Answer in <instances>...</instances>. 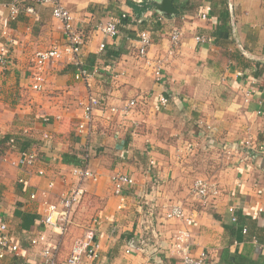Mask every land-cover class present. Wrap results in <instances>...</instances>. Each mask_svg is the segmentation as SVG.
I'll list each match as a JSON object with an SVG mask.
<instances>
[{
  "label": "crops",
  "instance_id": "obj_1",
  "mask_svg": "<svg viewBox=\"0 0 264 264\" xmlns=\"http://www.w3.org/2000/svg\"><path fill=\"white\" fill-rule=\"evenodd\" d=\"M12 1L0 0V45L7 46L12 56L11 65L0 66V156L14 158L27 149L38 155L27 168L0 158V218L22 246L18 256L3 259L6 264L16 260L23 264L27 255L29 264H43L40 249L44 245L56 246L58 257L64 258L73 239L83 235L86 228L74 226L77 208L61 234L40 222L21 229L19 215L31 212L40 219L42 201L57 202L62 192L74 186L72 168L84 165L96 173V179L82 183L85 195L78 208L91 217V223L98 219L96 238L106 263L181 264L170 245L172 235L183 225L166 218V209L178 202L193 218L188 226L192 252L206 251L205 264H220L229 254L264 264V243L248 237L237 241L226 229L234 223L227 210L230 205L235 213L247 215L249 229L264 228V154L248 153L240 143L248 135L255 144L264 143V0H173L178 14L169 18L154 6L149 13L165 23L151 35L148 61L138 56L136 39L141 30L157 24L151 16L135 19L126 0H60L83 32L86 66L98 67V74L87 81L75 79L76 68L67 55L48 65L41 91L31 89L33 54L63 45L61 23L52 17L49 6L30 1H23L21 11L12 18ZM25 5H31L34 13H26ZM122 14L129 20L120 21L117 36L107 37L97 30L99 23ZM172 26L181 30V40L169 53ZM196 36L207 39L198 42ZM100 43H104L102 50ZM155 64L161 66L163 82L155 80ZM160 93L168 98L166 106L158 102ZM88 95L99 98L103 109L94 111L92 127L85 132L78 125ZM129 100L135 106L126 117L109 112L110 106L121 108ZM178 114L182 117H175ZM182 114L192 117H187L193 128L186 131L190 145L197 138L204 148L219 145L222 150L209 172L218 193L206 201L193 195L191 187H179L184 180L176 164L185 171L189 167L185 159L169 154L182 138L168 123L173 118L185 121ZM44 116L48 123L42 121ZM199 120L212 131L199 125ZM11 138L13 144H7ZM154 143L164 148L161 154L154 151ZM225 146L231 147L230 155L224 154ZM64 155L69 162L62 161ZM144 156L146 164L140 160ZM39 170L44 174H38ZM117 173L131 176L134 185L114 192L111 178ZM176 175L170 186L168 179ZM151 180L162 185L147 187ZM50 181H54L52 188ZM38 234L46 236L45 242L29 244L27 239Z\"/></svg>",
  "mask_w": 264,
  "mask_h": 264
},
{
  "label": "built area",
  "instance_id": "obj_2",
  "mask_svg": "<svg viewBox=\"0 0 264 264\" xmlns=\"http://www.w3.org/2000/svg\"><path fill=\"white\" fill-rule=\"evenodd\" d=\"M25 1L35 2L40 5L49 6L51 15L53 18L61 23V30L64 43L61 46H51L46 49H38L33 54V66L34 72L32 74L31 89L34 91H41L46 80V68L48 65L59 61L65 56L72 57L73 64L76 68L74 78L77 80L87 81L93 76L98 74V67L86 66L84 57L82 56V48L84 45V37L78 25L74 23V16L72 12L62 4L60 0H13L9 5V12L12 18L16 17L21 11L20 4ZM26 13H34V8L31 5H25L23 7ZM125 15L122 14V17ZM206 13L202 12L201 17L206 18ZM97 30L107 37H115L119 34V28L112 20H107L103 23H99L96 26ZM207 38L204 36H196L198 42H205ZM136 52L139 57L147 58L148 50L152 44V37L150 31L147 29L141 30L136 39ZM181 40V30L177 26H172L169 33V47L168 52L178 46ZM104 48V43H100L99 49ZM146 61H148L146 59ZM12 64V56L9 54L8 47L0 45V66L7 67ZM152 73L155 80L163 82V75L160 65H153ZM158 102L161 106L168 104V98L164 94H158ZM135 106L133 100H129L121 108L110 106L108 108L110 113L118 114L121 118L126 117L129 110ZM97 109H103L101 100L94 95H88L86 100L82 103V121L78 125L79 130L88 132L93 123L94 111ZM44 123H48V117L42 118ZM199 125L204 126L207 130L212 131L211 126L202 120L198 121ZM45 140H48L50 136L48 133L43 135ZM14 139H9L7 144H13ZM241 145L247 150V152H254L258 154H264V143L255 144L252 138L248 135L240 142ZM230 146L224 147V154L230 155ZM2 145L0 144V152ZM233 150V149H232ZM37 152L32 149L20 151L14 158L6 159L5 155H1L0 158L9 162L18 168L32 167L37 161ZM38 174L43 175V170H39ZM71 175L75 179L74 186L59 195L57 202L42 201L41 207L38 211L40 216V223L48 228L51 232L63 233L65 229L71 224L72 216L76 211V208L80 205L84 199V189L82 183L87 179H96V173L84 166H74L71 170ZM112 184L114 192L120 193L124 186L134 185V179L123 173H117L112 176ZM48 186L52 188L54 181H50ZM193 195L199 200L206 201L210 196H214L218 193V187L212 182L204 178H195L191 187ZM36 197L35 193L30 195L31 199ZM228 212L231 213V220L234 222L236 219L235 208L230 205ZM166 218L179 221L183 226L178 228L171 238L170 250L176 255L181 264H205L208 258L206 251H200L198 253L192 252V243L190 240L189 225L192 224L193 218L190 214H187L183 206L176 202L171 204L166 209ZM99 222L98 219H93L92 223L85 229L82 236L73 239L69 252L64 258L58 257L56 246L44 245L40 249V256L43 264H108L102 260L100 256L99 242L96 238V230ZM245 231V230H244ZM46 236L44 234H38L34 237L27 239L29 244L35 245L45 242ZM22 250V246L15 240L10 233L8 223L0 218V261L7 256H18ZM128 252V251H127ZM142 264H153L146 262Z\"/></svg>",
  "mask_w": 264,
  "mask_h": 264
},
{
  "label": "rangeland",
  "instance_id": "obj_3",
  "mask_svg": "<svg viewBox=\"0 0 264 264\" xmlns=\"http://www.w3.org/2000/svg\"><path fill=\"white\" fill-rule=\"evenodd\" d=\"M182 115H183V117L186 116V120L184 121V119H183L184 122L183 121L178 122L177 118L182 117L181 114H178L177 116H175L177 118H173L171 120L172 122L169 121V123H168V125H171L170 130L173 132L179 131L178 136L182 138L178 142L179 147H177V148L175 147V151H172V153L170 151L169 154H170V156H173V158H176V159H185L184 163H186L189 167L188 170L185 171L182 168L178 167V165L176 164V167L178 168L180 175H182V176H180V178H182L184 180L183 183H181L179 185V187H192L193 180L195 178L200 177V178H204L208 181L211 180V176H209V172H211V169L213 167L212 162L215 163L216 157H218L222 154V150L220 149L219 145H214V148H212V149L204 148V143L202 142V140L194 138V137H196V136H194L196 133L191 132V131H190V134H192V138H194L195 142L191 143V145H190V143H189L190 141L186 136V131L187 130L189 131L192 128L191 127L192 125L191 124L189 125L188 120H187V117H191V114H182ZM162 121H163V125H160V126L162 127V130H164V120H162ZM175 136H176L175 134H172L171 137H175ZM160 138L164 139V134H160ZM185 138L187 140L184 141ZM153 146L157 148L155 150L153 149L156 152V154H161L164 151V148L160 144H158V146H155V143H154ZM140 160H141L142 164L147 163V158L145 156L142 157ZM173 179L174 180L177 179V175L174 178L168 179L170 186L172 185L171 181ZM158 181H160V180H158ZM153 183H154V185H152ZM160 185H162V182L159 183V182H157V180H153V181L151 180L147 187H157V186L159 187ZM75 213H76V215H74V216L75 217L77 216L76 219H77L78 224L74 225V226H76L77 229L83 230L91 224V217L90 216L85 217L83 215L82 209L77 208V211ZM25 259H26V261L25 262L23 261V264H29L27 261L29 259L28 255L26 256ZM0 264H6V260L0 261ZM14 264H16V263H14Z\"/></svg>",
  "mask_w": 264,
  "mask_h": 264
},
{
  "label": "trees",
  "instance_id": "obj_4",
  "mask_svg": "<svg viewBox=\"0 0 264 264\" xmlns=\"http://www.w3.org/2000/svg\"><path fill=\"white\" fill-rule=\"evenodd\" d=\"M125 3L131 8L132 15L135 19H141L144 16L147 17L149 15V17L151 16L152 22L157 23V24H151L150 27H148L149 25L146 26L149 28V29L147 28V30L150 31L151 35L153 34V31H155L156 29H159L165 23V20L159 15L157 14L153 15L154 13L152 14L149 13L150 10H152L153 7L156 5V3L153 0H141L140 2L133 1V0H126ZM147 19L150 20V18H147ZM111 20L115 22L119 28L120 21L122 20L126 22L127 20H129V17H127V15L122 17V15H120L118 18H111ZM4 139H8V138L4 137L3 140ZM62 161L69 162V159L66 155H64L62 157ZM235 214H236L235 215L236 219L233 223V226L231 228L228 226L226 227V229L234 235L235 239L237 241H240L248 237L251 239L254 238L257 244L264 243V228L256 227L255 229H249L247 226L248 224L246 223L247 215H243L241 214V212H238ZM19 217L21 220L20 222L21 229H29L30 226L39 222V217L35 213L22 212L20 213ZM20 262L21 261H17V260L15 261L16 264L18 263L20 264ZM220 264H253V260L250 257H247L245 255L229 254L225 260L220 261Z\"/></svg>",
  "mask_w": 264,
  "mask_h": 264
},
{
  "label": "water",
  "instance_id": "obj_5",
  "mask_svg": "<svg viewBox=\"0 0 264 264\" xmlns=\"http://www.w3.org/2000/svg\"><path fill=\"white\" fill-rule=\"evenodd\" d=\"M155 10L164 18H169L178 14L173 0H155Z\"/></svg>",
  "mask_w": 264,
  "mask_h": 264
}]
</instances>
